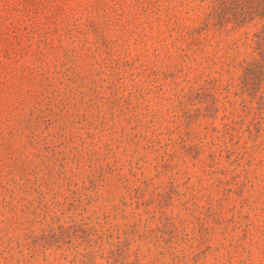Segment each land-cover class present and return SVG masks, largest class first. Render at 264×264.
<instances>
[{"label":"rangeland","instance_id":"374dc122","mask_svg":"<svg viewBox=\"0 0 264 264\" xmlns=\"http://www.w3.org/2000/svg\"><path fill=\"white\" fill-rule=\"evenodd\" d=\"M0 264H264V0H0Z\"/></svg>","mask_w":264,"mask_h":264}]
</instances>
